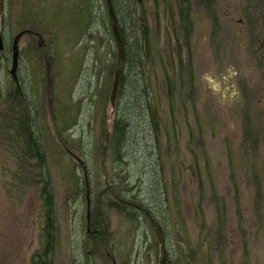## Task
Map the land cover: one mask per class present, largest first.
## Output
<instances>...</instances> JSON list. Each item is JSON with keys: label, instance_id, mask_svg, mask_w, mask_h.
Returning a JSON list of instances; mask_svg holds the SVG:
<instances>
[{"label": "rangeland", "instance_id": "374dc122", "mask_svg": "<svg viewBox=\"0 0 264 264\" xmlns=\"http://www.w3.org/2000/svg\"><path fill=\"white\" fill-rule=\"evenodd\" d=\"M255 1H139L141 24L148 30L144 56L154 54L141 73L131 65L135 40L143 49V36L140 28L128 25L129 0H112L131 50L126 64L125 48L113 110L118 52L106 0H0V127L15 118L17 93L32 104L56 197L52 264H164L167 258L168 264H177L180 257L182 264H264V53L258 55L256 38L243 44L246 37L234 32L240 20H256L249 5L264 0ZM89 6L91 16L81 14ZM183 12L189 29L181 37ZM22 32L18 85L10 70L14 39ZM208 38L214 39L211 49ZM173 41L192 49L193 66L185 56L184 85L195 99L184 104L189 129L178 138L172 135L168 146L167 135L145 130L142 84L149 81V98L163 118L169 104L162 65ZM225 54L229 59L223 62ZM238 91L242 94L235 100ZM117 103L121 124L129 127L120 160L111 144ZM13 150L0 134V264H31L44 244L41 179L34 170L26 176ZM32 157L30 166L36 162ZM121 199L141 206L138 221L122 211ZM89 203L95 226L88 233ZM209 246L212 257L204 260L201 251ZM183 252L194 259L184 262Z\"/></svg>", "mask_w": 264, "mask_h": 264}, {"label": "trees", "instance_id": "16d2710c", "mask_svg": "<svg viewBox=\"0 0 264 264\" xmlns=\"http://www.w3.org/2000/svg\"><path fill=\"white\" fill-rule=\"evenodd\" d=\"M131 6V7H130ZM133 7L136 8L134 13H132ZM139 7H140V2L139 0H129L128 3H126V14H129V17L131 18L128 25L133 29V30H139V26H141V15L143 12H139ZM80 11V10H79ZM87 12V13H85ZM81 14H86L87 17L91 16V6H89L86 11L82 12ZM82 17H79V20H81ZM122 22L119 20V27L121 31V35L123 38V28L121 27ZM141 31V30H139ZM123 40H125L123 38ZM135 40V39H134ZM125 43V41H124ZM136 47L133 48V50H129L128 46H126L125 43V48H126V53H127V62H131L130 58V51L132 53V60L133 64L136 67V69L141 72L144 67V64L146 62V59L148 61V58L144 56L142 45L139 43V40L136 38L135 40ZM142 73V72H141ZM144 87V84H142ZM18 99H15V111H13V116L15 118H9V121L6 122V125L3 124V127H0V134L2 137V140L5 144H9L14 150L17 152V158L21 161V165H24L25 168V173L27 177H30L33 174V170L37 172L35 173V177L40 176L39 178L41 179L39 185H41L40 189V202H41V217L43 219V227L41 231L43 232V235L41 236L44 242L43 244V250L38 251L34 253L31 257V264H52V255L53 251L56 246V238H57V216H56V197H55V191L53 188V181H52V176L49 170V165H48V153H47V148L46 144L43 141L42 137L39 135V131H37L36 126H35V119H34V114H33V109H32V104L29 103H24L23 99H21V95L17 93ZM117 136L112 134V139H111V144L113 147H116V149L119 151L118 154L119 156H116V160H120V155L121 151L120 149L124 146V144L127 143L128 141V135L122 131V127H120L119 130H117ZM118 137V139H117ZM126 140V141H125ZM15 147H14V146ZM7 146V145H6ZM7 148H9L7 146ZM16 149V150H15ZM115 149V150H116ZM33 156L32 160L36 161L32 166L27 164V161H30V157ZM31 160V161H32ZM29 167H32L31 169ZM161 178V177H160ZM163 182L162 186V191L164 192V188H166V184L164 183V179L162 178L160 180ZM162 192V193H163ZM165 198L169 196L168 193L165 194ZM122 203V202H121ZM120 208L125 210L126 212L130 213L132 216L133 221L136 220L138 221L141 216H139V212L130 207L125 205L124 203L120 205ZM93 215V212H91ZM153 219L155 220L156 224L159 225L158 218L152 214ZM92 227L94 225V221L92 219ZM224 226L221 225L220 228V238L223 237L224 233ZM160 232L161 234L163 233L161 227H160ZM104 238L107 237L105 233L102 235ZM166 237V235H164ZM163 237V238H164ZM208 243H212L211 240H208ZM201 254L203 256L204 260L211 259L212 257V248L209 246L205 252L201 251ZM185 261L188 262V259H194V255H185L183 252ZM181 256V254H180ZM168 259V258H167ZM164 261V264H168V261ZM211 263L212 261L209 260ZM182 257H180L177 261V264H182Z\"/></svg>", "mask_w": 264, "mask_h": 264}, {"label": "flooded vegetation", "instance_id": "af4514ba", "mask_svg": "<svg viewBox=\"0 0 264 264\" xmlns=\"http://www.w3.org/2000/svg\"><path fill=\"white\" fill-rule=\"evenodd\" d=\"M141 1V0H139ZM250 1L256 2L255 0H248V4H250ZM256 4V3H255ZM249 8H254L253 11H251L252 14H256V20L252 23L246 20H240V26L238 29H236L235 34L236 35H243L246 38L242 41V43L244 44L246 42V39H255L256 41L260 43V47L257 49L258 55H261L264 53V4L258 2L256 4V6H253L252 4L249 5ZM182 19V23H181V37L183 36L184 30L188 31L189 29V22L187 20H184V12L181 16ZM185 21V22H184ZM185 25V28L184 27ZM143 28H145V33L147 36L148 30L147 27H145V25L142 23L140 26V30H141V35L143 36ZM214 30V28H213ZM213 35H215V32L213 31ZM147 38V37H146ZM213 38V37H211ZM143 39V37H142ZM187 38H183V40H186ZM176 40H178V38L176 37ZM209 41V44H211V47H209L208 49H211L212 46L214 45V43L212 44V42H214V39H212V42L210 41V38L207 39ZM247 41V43H248ZM246 43V45H247ZM172 45L173 47H171V50H166V62L163 61V65H162V69H163V74H164V87H165V101L167 104H169L168 110L169 112L164 115V117L162 118L160 116V113L158 110V108L155 105V102H152L151 99L149 98L151 96V94L149 93L150 88H152V86H149V81L145 80L143 81L144 84V89L142 90L143 92V96H144V104H145V108L147 110V120L144 123L145 126V130L147 131H154L155 134H160V135H167L168 137L166 142L168 146L171 145L172 143V135H174L176 138H178V136L181 134V131L183 130V128H186L187 130L189 128L185 127V125L187 126V122L185 124V119H184V104L185 103H189L190 99H195V93L191 96H189L187 93H185V74H184V70H185V56H188L187 58V63H188V67H190L191 65L193 66V58H190V55L192 56L193 54H190V51H192V49L190 48H183V47H178L177 44L174 43L173 41ZM251 49L253 50V47H251ZM159 55L161 54V52H159ZM153 53L148 52L147 54V58H148V63L151 64V56ZM154 55V54H153ZM243 55V54H242ZM211 56V55H209ZM162 57V60L164 59V56H160ZM228 55H224L223 57H221V60L223 62L227 61ZM210 62L212 60V56L209 59ZM264 61V57H261V62L260 65L263 67V62ZM152 65V64H151ZM211 66L214 68L215 66V61H213V63L211 64ZM173 69H174V74H173ZM190 77H194L192 70H190ZM255 77V75L253 76ZM187 80V78H186ZM189 82H191V87L195 88L196 85V81L195 80H191V78L189 79ZM126 83V80H125ZM124 83V86H125ZM153 83V80H151L150 84ZM235 84V83H234ZM231 85V87L234 89H237V85ZM130 88V87H129ZM192 88L190 89V92L192 93L194 90ZM240 91V90H239ZM238 91L237 94H235V100L236 99H240L241 94ZM155 92V91H153ZM237 92V91H236ZM145 93L147 94L148 97H145ZM246 99H249L248 94H246ZM156 96H153V100L155 101ZM232 101V99L230 100ZM147 102V104H146ZM149 103V104H148ZM120 108H121V104L117 103V108H116V112L114 115V133L117 136V130L120 129V127H122V131H124V133L126 135H128V128L127 127V122L124 124H121V118H120ZM121 124V125H120ZM118 139V137H117ZM126 141V140H125ZM158 150V149H157ZM117 198H119V196H117ZM121 202L124 203L127 206H130L134 209H136L139 213H143L144 211L140 208V207H136L134 205V203L128 202L126 200L121 199ZM90 231L88 230V233ZM93 234H97V231L92 232Z\"/></svg>", "mask_w": 264, "mask_h": 264}, {"label": "water", "instance_id": "95a60500", "mask_svg": "<svg viewBox=\"0 0 264 264\" xmlns=\"http://www.w3.org/2000/svg\"><path fill=\"white\" fill-rule=\"evenodd\" d=\"M106 3H107V10H108V14H109V20H110V25H111V29H112V34H113L114 40L116 42L117 52H118L117 65H116V69H115L114 80L112 83V89H111V95H110V103H111L112 109L115 110L116 100L118 97L122 73H123V69H124V65H125V46H124V41L122 39L120 29H119V26H118V23L116 20L112 0H106ZM24 34L25 33L22 32L15 37L14 43H13V48H12V69L10 70V75L12 77V80L18 85H19V83H18L17 71H18V64H19V58H20L19 41L21 40V38ZM146 45H147L146 44V33H145V28H143V51H144L145 55L147 53ZM0 49L1 50L3 49V44H2L1 38H0ZM150 219L152 220V223L155 226L154 220L152 218H150ZM87 227H88V230H90V227H91V206H90V203L88 204ZM156 232H157V230H156Z\"/></svg>", "mask_w": 264, "mask_h": 264}, {"label": "bare ground", "instance_id": "6f19581e", "mask_svg": "<svg viewBox=\"0 0 264 264\" xmlns=\"http://www.w3.org/2000/svg\"><path fill=\"white\" fill-rule=\"evenodd\" d=\"M125 46V45H124ZM122 82V81H121ZM116 152H115V154H116V156H119V154L117 153V149L115 150ZM119 152V151H118ZM115 156V157H116ZM134 205L136 206V207H141L140 205H137V204H135L134 203ZM146 216L148 217V218H152V215L150 214V213H148V214H146ZM162 257H163V254H162ZM164 261V259H162V261L161 262H163Z\"/></svg>", "mask_w": 264, "mask_h": 264}]
</instances>
